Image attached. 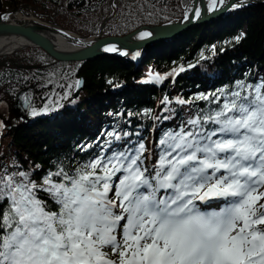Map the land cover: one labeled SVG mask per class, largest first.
Wrapping results in <instances>:
<instances>
[{
	"label": "trees",
	"instance_id": "obj_1",
	"mask_svg": "<svg viewBox=\"0 0 264 264\" xmlns=\"http://www.w3.org/2000/svg\"><path fill=\"white\" fill-rule=\"evenodd\" d=\"M20 1L31 4L43 20L83 36L100 31L102 35H123L144 24L172 22L193 3L0 0V13ZM261 67L264 69V0L231 7L220 17L124 57L60 60L37 45L0 54V121L4 124L0 174L24 172L40 185L59 168L72 175L98 157L131 154L143 144L145 175H154L166 147L161 140L171 143L173 134L193 130L188 121L217 109L226 102L227 93L240 90L238 83L260 84L256 72ZM157 76L163 79H154ZM80 77L84 86L73 96ZM16 98L30 102V114L33 108L41 114L31 120L16 117ZM214 98H219V105L210 103ZM45 108L48 111H42ZM211 127L214 125L209 124ZM52 179L60 181L61 177ZM36 195L49 209L58 211L48 193L37 190ZM6 206V200L0 201V210ZM121 231L117 229L119 239Z\"/></svg>",
	"mask_w": 264,
	"mask_h": 264
},
{
	"label": "snow or ice",
	"instance_id": "obj_2",
	"mask_svg": "<svg viewBox=\"0 0 264 264\" xmlns=\"http://www.w3.org/2000/svg\"><path fill=\"white\" fill-rule=\"evenodd\" d=\"M224 4L208 0L207 10ZM194 15L200 18L199 8ZM238 88L217 109L189 120L193 130L161 140L166 147L154 175H145L143 144L131 154L98 157L72 175L59 168L40 185L24 172L0 174V201H7L0 264H264V82ZM162 189L171 192L160 195ZM197 201L223 206L202 211Z\"/></svg>",
	"mask_w": 264,
	"mask_h": 264
},
{
	"label": "water",
	"instance_id": "obj_3",
	"mask_svg": "<svg viewBox=\"0 0 264 264\" xmlns=\"http://www.w3.org/2000/svg\"><path fill=\"white\" fill-rule=\"evenodd\" d=\"M254 1L260 2L262 0H247L245 2H254ZM239 3H241V0H226L224 6L219 7L217 11L212 12L207 10V5L205 0H193L192 5L187 10L185 15L180 19H177L172 22H165L161 24H144L123 35H116V34L102 35L101 31L98 34L89 35V36H81L79 34L74 33L75 35L72 37H75L77 39L78 37H83L87 42L86 44L80 45V48L72 52H64L56 49L51 44V42L38 30V27L42 26L40 24H33V23L27 24L25 22L19 23V22H9V21L0 20V33L19 34L29 39V42H27L26 44L15 47L6 52H0V54L12 52L14 49L26 45H37L42 47L44 50H46L52 57L60 60L79 61V60L92 59L101 55L124 56L125 54L122 53H128L135 49L143 48L147 44L175 36L189 27L199 25L206 21H210L218 16H222L223 14L226 13L228 9L231 8V5L239 4ZM197 8H199L201 12L200 18H195L194 15L195 9ZM57 28L60 29L59 26H57ZM143 29L151 30L150 32L151 35L146 37L144 40H140L139 38L138 39L132 38V35ZM89 37L92 38L89 39ZM109 42L118 45L119 50L105 51L104 45H106ZM120 47L123 49V52L121 51ZM79 82H80V86L78 88L76 87L73 96L78 95L79 91L83 88L84 86L83 77L79 78ZM29 106H30V102L24 104L16 98L13 107V111L16 117L24 118L27 120L34 119L36 116H33L29 113Z\"/></svg>",
	"mask_w": 264,
	"mask_h": 264
},
{
	"label": "bare ground",
	"instance_id": "obj_4",
	"mask_svg": "<svg viewBox=\"0 0 264 264\" xmlns=\"http://www.w3.org/2000/svg\"><path fill=\"white\" fill-rule=\"evenodd\" d=\"M226 1V0H225ZM247 0H241V2H245ZM206 5H208V0H205ZM5 13V12H3ZM1 16V14H0ZM211 21V20H210ZM207 22V21H206ZM27 23V22H25ZM29 24V23H27ZM45 24V23H44ZM38 30L40 33H42L50 42L51 44L58 50L64 51V52H72L74 50H77L80 48V45H82L85 41V38L78 37L79 41H74L72 39V36L75 34L71 31H64L62 29H51L47 27H38ZM143 32L150 33L151 30L149 29H143L138 32H136L134 35H132V38L138 39L139 35ZM92 37H89L91 39ZM29 42V39H27L23 35L19 34H13V33H0V52H6L9 51L15 47L21 46ZM115 48L116 50H119V46L115 45L111 42L104 45V48ZM121 48V47H120ZM140 49V48H138ZM121 51L123 52V49L121 48ZM134 51V50H133ZM132 52V51H130Z\"/></svg>",
	"mask_w": 264,
	"mask_h": 264
},
{
	"label": "built area",
	"instance_id": "obj_5",
	"mask_svg": "<svg viewBox=\"0 0 264 264\" xmlns=\"http://www.w3.org/2000/svg\"><path fill=\"white\" fill-rule=\"evenodd\" d=\"M32 11L31 7H27V8H23L20 10L17 9H9L7 11H5V13H1V18L4 19V17L6 16L7 19H4L5 21H11V22H16L19 20H24L27 23L30 22H34V21H39V20H35L34 17H30L28 16V13H30Z\"/></svg>",
	"mask_w": 264,
	"mask_h": 264
},
{
	"label": "rangeland",
	"instance_id": "obj_6",
	"mask_svg": "<svg viewBox=\"0 0 264 264\" xmlns=\"http://www.w3.org/2000/svg\"><path fill=\"white\" fill-rule=\"evenodd\" d=\"M29 6H31L32 7V5L31 4H29V3H25L24 1H20L19 3H18V5H17V10H20L19 8L21 7L22 9L23 8H27V7H29ZM28 16H30V17H33V16H35L34 17V19L35 20H39V16H37V13L35 12V10L33 9V7H32V11L30 12V13H28ZM87 42V41H86ZM86 42H84L83 44H85ZM256 78L258 79V80H261V82H264V69L261 67L260 69H258L257 70V72H256ZM264 91V90H263ZM37 117V116H36ZM4 125V124H3ZM0 130H1V128H0ZM264 190V188H262V189H260V191H263ZM161 195H163L164 193H165V191H164V189H162L161 190ZM260 203H264V198H261V200L259 201Z\"/></svg>",
	"mask_w": 264,
	"mask_h": 264
}]
</instances>
